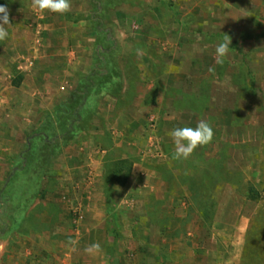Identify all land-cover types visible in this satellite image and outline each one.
Masks as SVG:
<instances>
[{
  "label": "rangeland",
  "instance_id": "rangeland-1",
  "mask_svg": "<svg viewBox=\"0 0 264 264\" xmlns=\"http://www.w3.org/2000/svg\"><path fill=\"white\" fill-rule=\"evenodd\" d=\"M70 3L0 0V264H264V0Z\"/></svg>",
  "mask_w": 264,
  "mask_h": 264
},
{
  "label": "clouds",
  "instance_id": "clouds-1",
  "mask_svg": "<svg viewBox=\"0 0 264 264\" xmlns=\"http://www.w3.org/2000/svg\"><path fill=\"white\" fill-rule=\"evenodd\" d=\"M32 6L34 10L41 13L48 11L65 14L71 10L70 0H32ZM6 25H11L9 10L6 6L0 5V41L5 40L9 35L5 27ZM229 37L226 34L224 40L216 46L217 63L222 64L223 59L229 54V48L232 45L231 37ZM209 71L212 72L214 69L210 68ZM168 134L175 145L173 158L177 160L189 158L196 148L207 145L214 137V131L211 125L205 120L198 121L195 127L185 126L174 128ZM69 243L75 245L76 241H69ZM99 249L100 245L95 243L85 249V251L92 253Z\"/></svg>",
  "mask_w": 264,
  "mask_h": 264
},
{
  "label": "crops",
  "instance_id": "crops-1",
  "mask_svg": "<svg viewBox=\"0 0 264 264\" xmlns=\"http://www.w3.org/2000/svg\"><path fill=\"white\" fill-rule=\"evenodd\" d=\"M23 65H25V63H23ZM56 220V223L57 222H59V221H61L60 219H55ZM0 221H1V223H3V218H1L0 219ZM69 221H70V229L73 231V233H72V236H73V238L75 237L76 238V244L74 245V248L72 247V250L71 251H74V252H76L78 249L79 250H81L82 248H81V242H83V237H84V228L83 227H81V226H84V225H86V223H87V220H85L84 221V218L83 219H77V218H75V219H73L72 221H71V219H69ZM84 221V222H83ZM75 222H78V223H76L75 224ZM75 225L77 226V227H75ZM81 227V228H80ZM55 232V231H54ZM80 235L82 236L81 238H80ZM32 237L31 238H33V239H35L34 237L35 236H33V234L31 235ZM2 237V236H1ZM10 237L11 236H8L7 237V239H5V240H3V239H1V241H3V242H5V245H3V247L5 248L4 250H3V252L6 250V245H8V243H9V239H10ZM36 243V242H35ZM34 243V244H35ZM51 245H52V243H50V242H48L47 243V247H51ZM20 247V246H19ZM51 249H53V248H51ZM48 252H47V256L49 257V255H53V253H50V251L51 250H47ZM99 254H100V252H99ZM71 255H73V256H71ZM79 255V254H78ZM100 256H101V258H103V260L106 258L105 257V254H104V251H102L101 250V254H100ZM68 257L69 258H71V261H73L74 260V257H77V254L75 253V254H69L68 255ZM69 259L67 258V260H65L62 264H67V261H68ZM104 262V261H103ZM105 262H106V260H105Z\"/></svg>",
  "mask_w": 264,
  "mask_h": 264
},
{
  "label": "trees",
  "instance_id": "trees-1",
  "mask_svg": "<svg viewBox=\"0 0 264 264\" xmlns=\"http://www.w3.org/2000/svg\"><path fill=\"white\" fill-rule=\"evenodd\" d=\"M125 163H128V161H121V164H125ZM119 166H120V164H119ZM116 168V167H115ZM120 168H117V169H115L114 170V172H113V176L116 178H119V172H118V170H119ZM130 170H131V168H130ZM129 179V175L125 178V183L127 182V180ZM254 232H255V234H258L259 235V230H257V229H253V230H251L249 233H248V236H247V243H246V247H245V256H244V261H246V258L248 259V257H247V253H248V251H249V242H250V240L252 239V235L254 234ZM260 233H262V236L260 237V239H261V241L260 242H262V237L264 238V230H262ZM257 251H259V250H257ZM247 262V261H246ZM250 262V261H249Z\"/></svg>",
  "mask_w": 264,
  "mask_h": 264
},
{
  "label": "built area",
  "instance_id": "built-area-1",
  "mask_svg": "<svg viewBox=\"0 0 264 264\" xmlns=\"http://www.w3.org/2000/svg\"><path fill=\"white\" fill-rule=\"evenodd\" d=\"M80 219H83L82 217H80ZM78 223V222H75V224Z\"/></svg>",
  "mask_w": 264,
  "mask_h": 264
}]
</instances>
